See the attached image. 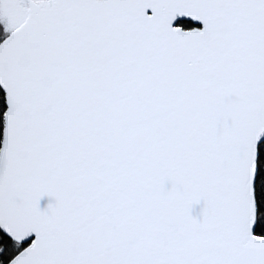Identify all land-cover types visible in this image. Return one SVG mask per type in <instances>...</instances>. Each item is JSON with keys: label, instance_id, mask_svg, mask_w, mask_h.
<instances>
[{"label": "snow or ice", "instance_id": "obj_1", "mask_svg": "<svg viewBox=\"0 0 264 264\" xmlns=\"http://www.w3.org/2000/svg\"><path fill=\"white\" fill-rule=\"evenodd\" d=\"M0 264H264V0H0Z\"/></svg>", "mask_w": 264, "mask_h": 264}]
</instances>
